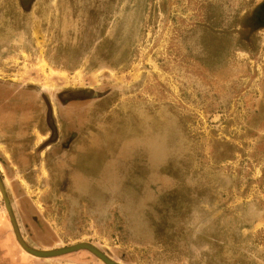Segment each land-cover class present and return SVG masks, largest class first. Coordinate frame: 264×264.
<instances>
[{"label":"rangeland","instance_id":"rangeland-1","mask_svg":"<svg viewBox=\"0 0 264 264\" xmlns=\"http://www.w3.org/2000/svg\"><path fill=\"white\" fill-rule=\"evenodd\" d=\"M0 178L31 246L264 264V0H0Z\"/></svg>","mask_w":264,"mask_h":264},{"label":"water","instance_id":"water-1","mask_svg":"<svg viewBox=\"0 0 264 264\" xmlns=\"http://www.w3.org/2000/svg\"><path fill=\"white\" fill-rule=\"evenodd\" d=\"M0 192H1L2 198L4 200L5 208L7 210V213H8L10 223H11L13 232L15 234L16 240L18 241L20 246L26 252L30 253L31 255L36 256V257L47 258V257L58 256L61 254H65V253L80 250V249H86V250L90 251L91 253H93L94 255H96L98 258H100L105 264H123V263H120V262L110 258L108 255L103 253L98 247H96L92 243H89L86 241H80V242L73 243L71 245L54 247V248H50V249H40V248H36L34 246H31L30 244H28L24 240V238L22 237V235L19 231V228H18V225L16 223L14 214H13L12 209H11L9 199L6 195V191H5L4 186L2 184L1 178H0Z\"/></svg>","mask_w":264,"mask_h":264},{"label":"crops","instance_id":"crops-1","mask_svg":"<svg viewBox=\"0 0 264 264\" xmlns=\"http://www.w3.org/2000/svg\"><path fill=\"white\" fill-rule=\"evenodd\" d=\"M20 232L22 233L21 229ZM34 247L45 249L47 246H36L34 244ZM43 259V257L31 255L20 246L16 240L10 220L5 217L3 212L0 213V264H48L42 261Z\"/></svg>","mask_w":264,"mask_h":264}]
</instances>
